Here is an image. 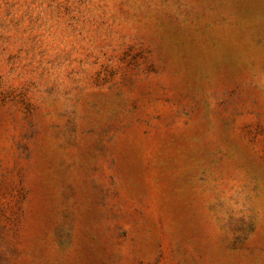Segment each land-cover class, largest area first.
<instances>
[{
    "label": "rangeland",
    "instance_id": "374dc122",
    "mask_svg": "<svg viewBox=\"0 0 264 264\" xmlns=\"http://www.w3.org/2000/svg\"><path fill=\"white\" fill-rule=\"evenodd\" d=\"M0 264H264V0H0Z\"/></svg>",
    "mask_w": 264,
    "mask_h": 264
}]
</instances>
